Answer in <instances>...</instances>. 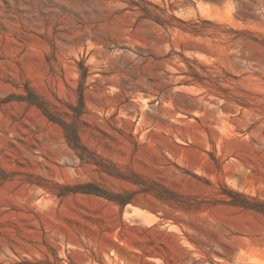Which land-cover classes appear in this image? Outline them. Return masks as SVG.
Listing matches in <instances>:
<instances>
[{"label": "rangeland", "instance_id": "374dc122", "mask_svg": "<svg viewBox=\"0 0 264 264\" xmlns=\"http://www.w3.org/2000/svg\"><path fill=\"white\" fill-rule=\"evenodd\" d=\"M0 264H264V0H0Z\"/></svg>", "mask_w": 264, "mask_h": 264}]
</instances>
